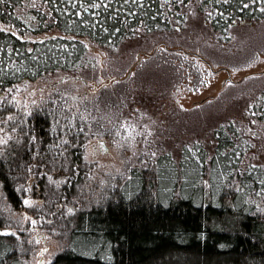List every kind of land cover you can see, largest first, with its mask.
Returning a JSON list of instances; mask_svg holds the SVG:
<instances>
[{"label": "trees", "instance_id": "obj_1", "mask_svg": "<svg viewBox=\"0 0 264 264\" xmlns=\"http://www.w3.org/2000/svg\"><path fill=\"white\" fill-rule=\"evenodd\" d=\"M199 2V13L221 35L236 21H264V0ZM70 9L50 0L0 3V120L15 118L3 123L10 137L0 148V264H27L34 253L27 229L8 230L20 229L14 213L24 200L37 202L28 210L30 227L37 223L61 243L48 264H264V149L261 157L253 153L264 127V92L248 109L250 121L212 132V149L187 145L179 160L168 152L147 155L126 178L101 177L85 159L86 144L110 137L116 126L91 107L121 103L125 81L98 89L94 98L56 89L28 109L2 99L19 83L59 73L89 82L96 63L85 37L108 50L123 44L97 40L103 28L94 17ZM189 11L168 10L166 27ZM46 33L58 36L25 39ZM49 175L67 181L55 186Z\"/></svg>", "mask_w": 264, "mask_h": 264}, {"label": "rangeland", "instance_id": "obj_2", "mask_svg": "<svg viewBox=\"0 0 264 264\" xmlns=\"http://www.w3.org/2000/svg\"><path fill=\"white\" fill-rule=\"evenodd\" d=\"M196 7L169 32L154 33L143 42L105 50L84 39L96 63L89 67L93 75L89 82L78 75L59 73L41 81L19 83L2 99L28 109L56 89L76 98H94L102 87L125 81L128 87L123 101L120 99L124 106L117 102L109 108L108 101L101 100L91 107L97 108L96 117L109 115L116 121L112 137L94 138L85 147L86 161L97 164L101 177L110 173L129 177L150 154L168 152L179 160L187 145L203 143L212 149V132L227 122L250 121L248 109L264 92V21H237L227 29V35H221ZM51 36L58 33L25 39ZM257 132L253 153L258 158L264 149V127ZM9 137V131L0 124V138L8 141ZM48 180L55 186L67 181L61 175H49ZM35 203L24 204L23 210L16 211L20 229L8 230L20 234L27 229L29 242L35 246L27 264H48L62 247L60 241L40 231L37 223L30 227L28 210Z\"/></svg>", "mask_w": 264, "mask_h": 264}, {"label": "flooded vegetation", "instance_id": "obj_3", "mask_svg": "<svg viewBox=\"0 0 264 264\" xmlns=\"http://www.w3.org/2000/svg\"><path fill=\"white\" fill-rule=\"evenodd\" d=\"M54 5L62 3L64 7L77 12L78 16L94 17L95 23L103 28L99 41L143 42L154 33H166L172 28L166 27L165 17L168 10L183 11L201 8V0H50ZM99 4V7L94 5ZM213 7V4H212ZM159 16L160 19L156 17ZM240 19V18H239ZM237 22V21H236ZM235 22V23H236ZM108 27L104 30V26ZM236 25V24H235ZM154 26V27H153ZM179 30V28H177ZM72 38L71 36H68ZM87 41L89 37H85ZM83 39V40H84ZM108 50V49H105ZM110 50V49H109Z\"/></svg>", "mask_w": 264, "mask_h": 264}, {"label": "snow or ice", "instance_id": "obj_4", "mask_svg": "<svg viewBox=\"0 0 264 264\" xmlns=\"http://www.w3.org/2000/svg\"><path fill=\"white\" fill-rule=\"evenodd\" d=\"M3 2H4V0H0V3H3ZM182 2H183V0H181V3ZM99 6H100L99 4L94 5V7H99ZM262 11H264V9H262ZM0 31H2V29H0ZM12 35H16V33H12ZM8 91L10 92L11 88H9ZM29 115H30V113H29ZM14 119H15L14 117L9 116V117L6 118V120H0V124L5 123L6 121H14ZM20 123L23 124V121H21ZM31 140L34 142L35 141V137H31ZM7 142H8L7 139L0 138V145H6ZM64 143H67V141H64ZM29 171H31V169H29ZM49 179H51V178L49 177ZM23 203L25 205H28L30 202L28 200H24ZM32 223H35V221H32ZM44 251H47V249H45Z\"/></svg>", "mask_w": 264, "mask_h": 264}]
</instances>
